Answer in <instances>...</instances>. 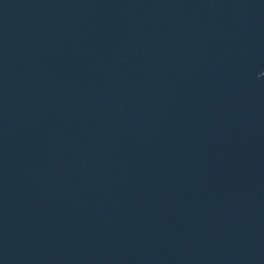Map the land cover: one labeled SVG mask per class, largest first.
<instances>
[{
	"label": "water",
	"instance_id": "1",
	"mask_svg": "<svg viewBox=\"0 0 264 264\" xmlns=\"http://www.w3.org/2000/svg\"><path fill=\"white\" fill-rule=\"evenodd\" d=\"M0 264H264V0H0Z\"/></svg>",
	"mask_w": 264,
	"mask_h": 264
}]
</instances>
